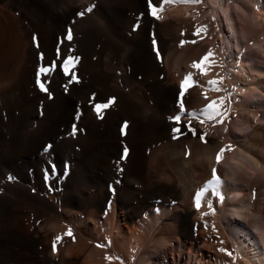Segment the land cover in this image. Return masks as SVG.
<instances>
[{
	"label": "bare ground",
	"instance_id": "6f19581e",
	"mask_svg": "<svg viewBox=\"0 0 264 264\" xmlns=\"http://www.w3.org/2000/svg\"><path fill=\"white\" fill-rule=\"evenodd\" d=\"M158 1L163 7L161 20L150 15L149 2L139 11L151 28L150 43L142 32L137 41L123 46L112 41L110 33L119 13L132 8L131 0L109 10V20L100 0H0V171L16 163L33 169L30 174L16 168V176L0 183V264H110L106 257L112 258L111 264H228L225 242L216 252L206 245L212 234L203 232L209 219L221 218L214 217V201L228 220L233 219L228 222L234 236L232 264H264L263 230L255 235L240 223L251 210L243 200V186H249L247 191L254 199L264 195V127L258 124L249 135H240L229 120L230 116L238 119L249 107L238 95L264 94L263 82L250 81L261 79L264 71H251L248 58L231 67V39L252 42L249 36L255 31L243 14L233 17V9H225L223 0L198 4L152 0L155 5ZM90 7L92 11H86ZM227 9L230 16H226ZM259 12L264 13V7ZM72 18L87 19L82 29L85 42L106 40L94 63L87 61L90 55L85 52L82 64H75L65 76L62 57L53 50L64 33V23ZM253 18L260 19L256 25L262 26L264 19L259 14ZM241 23L239 37L236 25ZM197 29L203 30L194 35ZM214 39L219 43L214 44ZM182 41L188 43L181 46ZM209 50L213 56L206 62L207 74L201 75L191 65ZM53 61L56 70L41 77L48 89L44 93L35 83L36 73L41 64L50 66ZM165 69L174 72L172 80L173 73L168 76ZM189 73L196 86L181 97L180 85ZM114 79L121 81L125 92L98 90L101 83ZM235 79L245 85H234ZM210 80H222V90H212ZM223 86L233 89L232 99ZM76 98H82L86 114L75 120ZM220 100L223 104L216 107L224 117L205 118L202 110ZM105 104L108 107L100 109L98 116L95 106ZM71 120L77 122V134L63 143ZM190 120L196 135L188 130ZM240 121L250 126L245 119ZM175 128L182 134L174 133ZM241 137H248L242 147L237 144ZM48 143L54 146L51 154L42 152ZM125 148L131 150L130 155H124ZM221 149L225 151L217 163ZM138 150L142 151L138 154ZM221 163L243 171L233 167L231 173L224 172ZM105 169L112 176H105ZM213 169L225 199L218 198V185L216 195L210 188L204 192L198 208L196 194L213 180ZM188 173L193 178L190 186L182 182ZM191 202L196 215L185 207ZM38 207L46 213L41 222L34 217ZM88 221H93L90 228ZM99 224L111 236L105 237L104 247L95 245ZM69 231L70 236L66 235Z\"/></svg>",
	"mask_w": 264,
	"mask_h": 264
},
{
	"label": "rangeland",
	"instance_id": "374dc122",
	"mask_svg": "<svg viewBox=\"0 0 264 264\" xmlns=\"http://www.w3.org/2000/svg\"><path fill=\"white\" fill-rule=\"evenodd\" d=\"M126 1H130V0H104L105 3L103 2V0H100L101 9L102 10L104 9L106 11L107 17H108V20H109V19H111V12H109V10H112V8H114L116 4H123L124 5V3ZM131 1H132V8H130V9L132 11H134V12H132L130 9H126V10H123L122 12L119 13V15H118V22L114 24V30L112 31V33H110V38H111L112 41H114L117 44H120V45H123V46H129L132 42L137 41L140 38V35L139 34L143 32L142 34H145V37L144 38L146 40V43H150L149 40H151V39H150V33L149 32H150L151 28L149 26H146V23L144 22L143 16L139 12L140 11V8L142 6H146L148 4L149 0H131ZM223 1H224L225 9L228 8L227 6L231 7V9H233L232 10L233 11V17H235L236 19H238V17H237L238 14L237 13L239 12L240 14H243V16L246 17L245 19H247V23H249L250 26L255 31L250 36L247 34L249 36V38H250V41L252 40V42H248L247 43L246 40L248 41V39L244 40V38H241L240 39V43H237L234 38L231 39V42H233L232 43L233 52H231L233 54L230 55L231 56V59L233 60V65H231V67L233 68L234 67V64L236 66L238 64V60L239 59L240 60H245V59L248 58L249 63H247L246 65H247V67L250 68L251 71H254V72L255 71H264V53H263V51H264V22H263L262 26H257L256 23L260 19L253 20L254 19L253 18V15L255 17V14H257V15L259 14L261 16V18H263L262 16L264 15V13H262V12L261 13L260 12L258 13V10L261 7L263 9V7H264V0H223ZM160 3H161V1L156 2V5L159 6ZM256 9H258V10H256ZM104 10H103V13H104ZM135 10L138 12V14L135 12ZM228 11L229 10L227 9L226 10V16H230V15H228V14H230L229 13L230 11L229 12ZM160 17H161V13H159V19H157V20H161ZM77 19L78 18H72V19L68 20V22L66 21L64 23V25H63L64 33L61 36L60 40L57 43H55L53 53L55 55H57V49H59V55H61L62 61L66 57H68L70 55L72 57H78L79 60H78L77 63L82 64V62H83V58H82L83 57V53L86 52V53H89V55H90V58L87 61L88 62H91V63H94L93 62V58L98 53H102L101 51H102V48H103V44H104V42L106 40V37L105 38H102V39H99L100 41L99 40L95 41L93 44H90V43L85 42V40H84L85 35H84V33H82V29H83V27H85L87 25V21H86L87 19L86 18H82L81 20L80 19L77 20ZM251 19H252V21H251ZM136 23H138V24H136ZM129 25H130V27H129ZM143 26L145 27V29H144ZM212 26H214V25H212ZM236 27H237V29H236L237 34L240 37L241 32L243 31V24L242 23L241 24H237ZM66 30L68 32H69V30H71V35H72V37H74V38L71 39L72 42L66 39V37H67V31ZM214 31H215L214 33L217 34V31L216 30H214ZM193 33H195V30L193 31ZM229 34L231 36L232 33L230 32ZM74 40H76V41H74ZM218 41L219 40L217 39V41L215 40L213 42H214V44H216V43L218 44L219 43ZM173 43L176 44L177 41H174ZM245 56H248V57H245ZM115 60L116 59L112 60L113 64H115L117 62V60L116 61ZM236 61H237V63H236ZM77 63H75V64H77ZM165 71H166V74L168 76H169L170 73L171 74L173 73V76L171 74H170L171 76H169V77H171V80H172V77H174V72L171 71L169 73L167 71V69H165ZM104 72H106V70ZM262 78L261 79H258L257 78L255 80H250V81H253V83H257L258 81L259 82L261 81V82L264 83V76ZM235 80H233V81H235ZM142 82H144V80ZM233 83H234V85H238V84L240 86H242V85L244 86L245 85V82H243V80H240V82H239V80H236V83L237 84L235 82H233ZM176 84H178L177 81H176ZM114 85H116V86L112 88V86H114ZM261 86H263V85H261ZM97 88H98V90L107 91V92L108 91L110 92V90H111V92H114V91L125 92V90L122 88V84H121V81L119 79H114V82L109 81L105 85H103L101 83V85H99ZM223 88L225 89V88H227V86H223ZM229 88H230V90H228V88H227L226 91H228V93L230 94V97H231V94H232L233 89L231 87H229ZM231 89H232V91H231ZM252 93H248L247 95H238L237 96L238 97V100L247 102L249 104L248 105L249 107H246V109L239 114V118L238 119L237 118H234L232 116H230V118H229V120L234 124L233 125L234 126V131L237 132L240 135L241 134H245L246 136L249 135L250 132L252 131V129L256 125H258V124L260 126H263L264 127V94H260L258 91L257 92L254 91ZM231 99H232V97H231ZM124 100H127V99L125 98ZM106 101L107 100L105 99V100H102L99 103L100 104H104ZM233 101H237V100L234 99ZM83 105H84V102H83L82 98H76L75 99L74 104H73L74 112L72 113V114H74L73 115V118L76 116L75 117V120L78 118V116L83 115V114H86ZM257 106H259V107H257ZM225 107H226V105H225ZM177 108H179V107H176V110H178ZM246 110L247 111L249 110V112H250V110H252V113L250 114ZM240 118H243L246 121H248V123L250 124V126H248V125H245V126L243 125L242 126L241 121H240ZM257 119H258V121H257ZM75 120H71V122L69 123L68 128H66L64 130L65 132L63 134L64 135L63 136V143L64 142H67V140L69 139V137L73 136V131L74 130H75L74 134L75 133L77 134L78 128H77V122ZM220 131L223 132V133H225L226 132V128H223L222 127L220 129ZM76 134H75V136H76ZM110 135L113 136V132H111ZM247 140H248V137L247 138L246 137L245 138H242L241 137V138L238 139L237 144L239 142L238 145L242 147L244 145V143H246ZM63 149H65L64 146H63ZM52 151H54V146L52 144H50V143L45 144L44 145V148L42 149V152H45L46 154L47 153L48 154H51ZM129 151L130 152L127 151L128 154L131 153V150H129ZM138 151H139L138 152V154H139L142 150L141 151L138 150ZM135 154L138 155L137 154V151H135ZM120 160H116L117 163H118V161L120 162ZM220 165H221L222 170L224 172L227 171V172L231 173L233 167L235 169H237L238 171H241V172L243 171V169L240 168V167H236V166H233L232 167L231 165L226 164V163H221ZM16 168H20L22 171H25L26 170V172H29L30 174L33 172V169L29 165H21L19 163L18 164L16 163L13 168H10L9 165H6L3 168V170H2L3 172L0 171V183H2V181L5 180V179H7V178L9 179L10 177L13 178L14 176H16V174H18V170H16ZM107 171H109V172H107ZM104 175L110 177V176H112V171L111 170H108V169H105L104 170ZM186 175H187V179L185 181H182V179H181V181L182 182H186V184H188V186H190L192 184L193 178L191 176V173H188ZM196 175L197 176H200L197 172H196ZM3 176H5V177H3ZM245 177L247 178L249 176H245ZM261 179H263V178L261 177ZM233 180H235V179H233ZM239 183H241V182L239 181L238 184ZM253 184L257 186L258 183L255 184V182H254ZM219 185H220L219 186L220 187V192H217V196H218V198L222 202V201H224L225 196H224L223 191H222V185H221V183ZM256 186H254V187L256 188ZM178 187H179V190H182L181 189V184H178ZM243 187H244L243 188L244 189V197H243V200L245 201L246 207L247 208H251V210L248 213V216H249L248 219L249 220L248 219H246L245 221L244 220H241L240 223H241V226H243L246 229H249V230L254 231V234L255 235H258V233H260V231L263 230V232H264V228H263L264 227V223L262 222V213H263V210H264V195L263 196H260L258 199L257 198L254 199L251 196L252 194L250 195L249 192L247 191L248 188H249V186H246V187L243 186ZM254 187H253V189L256 191L257 188L255 189ZM263 187H264V185H263ZM258 189H259V187H258ZM261 191L264 192V189L263 190L261 189ZM30 194H32V195L34 194L35 195L34 192H30ZM41 196L44 197V195H41ZM221 197H222V199H221ZM181 199H182V197H181ZM184 199H185V197L183 198V200ZM218 202H219V200H218ZM189 205L185 203V207L186 208H190V210L192 211V214L193 215H196L197 214V212H196V206L192 202L189 203ZM43 206H44V204H43ZM217 206H218V204L216 205V202L214 201L213 207H214V209H215V211L217 213L214 217H219V218L221 217V218H220L219 221L216 220L215 218L209 219L207 221L208 222L207 223V227L205 228V230L206 229L207 230L206 231H203V232H204V234H206L205 236H208L209 234H212V238H210V240H208L209 238H206L205 239V240H208L207 241L208 244H206V245L207 246H211L213 249L215 247L214 250L216 252H218V251H220L219 245H222L225 242L226 247L228 246V248H226L228 250V251L226 250V253L227 252L228 253H231V255H227V256L225 255V258H226V261H227L228 264H232V261H230L229 258L231 256H233V254L235 252L234 247L232 245V241H231V238H233L234 236L232 234L233 230L229 227V223L228 222L229 221L232 222L233 219L228 220L227 219L228 217L225 215V213H221L220 210H219V208ZM35 213L36 214L34 215V217L36 219H38L39 222H41V220L43 219L42 216L46 214L42 210V208H40V207H38V209H36V212ZM103 214L104 213H102L101 216H103ZM55 216L58 218V215L57 214H55ZM92 223H93V221L92 222L91 221H88V223H87L86 226L90 228ZM99 225L97 226L98 227L97 229L99 230V238L98 237H95V243L97 242L95 245H98V244L101 245V242L100 241H102V246L104 247L105 246L104 243L106 241V238L105 237H107V238L110 237L111 238V236L108 235V232L106 231L105 228L102 227V225H100V226ZM100 231H101V233H100ZM106 234H107V236H106ZM155 251H157V250H155ZM158 255L160 256V254H158Z\"/></svg>",
	"mask_w": 264,
	"mask_h": 264
},
{
	"label": "snow or ice",
	"instance_id": "6c2138e0",
	"mask_svg": "<svg viewBox=\"0 0 264 264\" xmlns=\"http://www.w3.org/2000/svg\"><path fill=\"white\" fill-rule=\"evenodd\" d=\"M200 2H201V0H162V4H169V3H173V4H180V3H184V4H198ZM149 8H150V15L152 17L156 18V19H159V13L163 11V7L162 6L158 7L152 2V0H149ZM86 11L91 12L92 8L90 7ZM79 15H83V13H79ZM202 30L203 29H197V32L194 33V35H199L200 31H202ZM66 39L71 41V39H72L71 30H69ZM191 42L194 43L195 41H191ZM185 43H188V42L187 41H182L181 42V46H183ZM37 47H39L38 44H37ZM157 55H159V53H157ZM57 56L59 57V49H57ZM212 56H213V53H212L211 50H209L207 55H205L199 62H194L191 65V67L193 69H196L197 71H199L201 75H206L207 74V68L209 67V65L206 62L209 61ZM39 59L41 61H43L44 57H43L42 53L40 54ZM78 60H79L78 57H72V56L69 55L67 58H65L62 61V71H63V74L65 76H69L70 75V68L73 67L75 65V63L78 62ZM56 67H57V65H56L55 61H53L50 66H44L43 64H41L38 67V70H37V73H36V81H35V83H36V85L38 86V88H39V90L41 92L48 93V89L46 87V83L42 82L41 77L42 76H51V74L56 70ZM71 79L73 81L78 82V80H77L75 75H71ZM208 84H209V86H210V88L212 90H215V91H221L222 90V87H221L222 80H210V81H208ZM193 86H196V85L192 81V74L189 73L188 76H186L184 78L183 82L180 85V93H179V95L181 97H183L185 91H187V89L189 87H193ZM65 87H67V86L65 85ZM49 98H51L50 94H49ZM205 98H207V97H205ZM217 104H223V100L213 101L210 104H208L206 108H204L202 110V114L205 116V118H207V119H215L217 117H220V118L224 117V112L216 107ZM180 106H181V109H183V103L182 102H181ZM106 107H108L107 104H105V105H96L95 108L97 110V115L98 116L100 115V111H99L100 109L106 108ZM190 116H191L192 119L196 118L195 114H190ZM175 121L177 123H179L180 116L175 117ZM204 122H205L204 119L200 120V123L203 124ZM218 122H223V121L221 119ZM125 127H127L126 124H125ZM187 127H188V130L190 132H192L193 135H196V130L192 127L191 120L189 121V124H188ZM173 131H174V133L182 134L180 132L179 128H175ZM74 132H75V130L73 131V134H74ZM174 138H178V136H174ZM200 139L202 141L206 142L205 139H204V136H201ZM227 147L230 148L231 146H227ZM224 151H225V149H221L220 153L217 154V156H216L217 163L220 162ZM124 155L125 156L127 155V149L126 148L124 150ZM121 171H122V169H121ZM9 179H11V177ZM219 183H220V181H219V179L216 176V170L213 169V180L210 181L209 184L206 185L205 188L201 192H198L196 194L195 202H196V205H197L198 208L200 206L201 197L204 194V192L208 191V189L210 188L212 190L213 195H216L217 186L219 185ZM221 199H222V197H221ZM209 207H211V204L209 205ZM66 235L70 236L71 232L69 231L68 233H66ZM59 239H61V238L57 237V240H59ZM97 247H103V246L102 245H97ZM53 251H55V243L53 244ZM221 251H225V250L221 249ZM227 254L231 255V253H227ZM106 259H108L110 261V264H111L112 258L111 257H106Z\"/></svg>",
	"mask_w": 264,
	"mask_h": 264
}]
</instances>
